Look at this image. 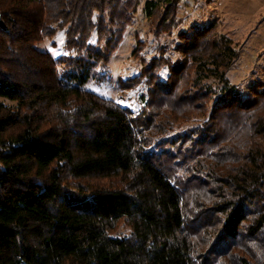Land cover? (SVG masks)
Listing matches in <instances>:
<instances>
[{"label": "trees", "instance_id": "obj_1", "mask_svg": "<svg viewBox=\"0 0 264 264\" xmlns=\"http://www.w3.org/2000/svg\"><path fill=\"white\" fill-rule=\"evenodd\" d=\"M143 1L0 0V264H264V86L228 82L231 37L212 21L143 60L119 80L148 86L137 114L81 87ZM179 3L146 0L158 35ZM60 30L55 57L38 44Z\"/></svg>", "mask_w": 264, "mask_h": 264}, {"label": "rangeland", "instance_id": "obj_2", "mask_svg": "<svg viewBox=\"0 0 264 264\" xmlns=\"http://www.w3.org/2000/svg\"><path fill=\"white\" fill-rule=\"evenodd\" d=\"M139 7L133 23L128 27L120 47L112 54L107 67L99 70L105 74V80L91 79L81 87L100 96L114 99L129 107L135 114L144 106L142 95L146 96L148 86L145 83L136 88H122L119 80H130L139 76L143 60L149 62L161 55L175 62L182 59L177 46L180 43V31H192L207 26L214 21L215 34L231 37L236 46L238 57L228 70L227 78L231 85L239 87L243 97L252 94L253 89L264 86V0H180L176 26L172 33H156L154 25L144 13V4ZM95 40V38H94ZM139 40L144 47L140 54L134 55ZM66 31L60 30L54 36L46 37L38 46L58 57L68 53L66 49ZM141 43V42H140ZM168 65L160 75L166 79ZM221 87V86H220ZM0 102L12 104L8 98L0 96ZM203 119L175 123L176 131L201 123ZM128 229L121 227L118 233L126 234Z\"/></svg>", "mask_w": 264, "mask_h": 264}]
</instances>
